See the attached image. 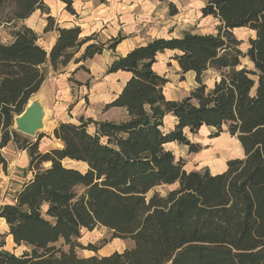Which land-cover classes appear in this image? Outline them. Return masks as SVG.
Segmentation results:
<instances>
[{
    "label": "trees",
    "instance_id": "trees-1",
    "mask_svg": "<svg viewBox=\"0 0 264 264\" xmlns=\"http://www.w3.org/2000/svg\"><path fill=\"white\" fill-rule=\"evenodd\" d=\"M62 1L74 14V1ZM37 9L48 10L44 0H0V27L11 26L13 33L10 42L0 38V175L8 168L4 149L12 141L27 151L33 172L0 207L15 244L9 249L0 241V264H264V0H207L201 12L219 20L216 32L158 36L115 55L106 73L129 77L106 107L125 109L127 118L61 121L52 134L62 146L46 152L40 150L44 133L36 139L21 134L16 116L51 68L115 50L124 37L105 43L97 35L82 36L81 26H58L47 51L35 30L19 24ZM53 26L49 16L45 31ZM240 27L255 32L246 51L234 32ZM166 51L174 52L181 73L196 74L197 85L182 99L167 97L169 80L155 69ZM209 68L221 72L211 87L204 81ZM166 117L174 126L168 130ZM205 127L214 136H237L244 156L229 159L220 173L188 171L168 145L200 151L186 130ZM69 159L86 163V169L65 165ZM161 184L177 186L150 194ZM101 225L113 238L135 244L80 256L83 230Z\"/></svg>",
    "mask_w": 264,
    "mask_h": 264
},
{
    "label": "rangeland",
    "instance_id": "rangeland-1",
    "mask_svg": "<svg viewBox=\"0 0 264 264\" xmlns=\"http://www.w3.org/2000/svg\"><path fill=\"white\" fill-rule=\"evenodd\" d=\"M105 1L107 0H97L100 3ZM44 2L47 7H52L56 6L58 1L44 0ZM206 2L207 0H142L141 6L139 5L140 10L144 9L148 11L150 16H153L152 20L148 19L153 25L148 32L144 33V36H137L132 39L136 40V43H141L158 36H181L187 31L196 33L216 32L219 20L212 16H204L201 12V8ZM172 3H174L176 10L172 7ZM136 12L138 14V11ZM234 32L238 39L242 41L241 48L246 51L250 42L249 39L254 37L255 32L249 27L236 28ZM94 35H97V38L100 37L98 33ZM0 38L2 42H10L13 39L12 27L1 26ZM111 38L101 36L98 39L106 40L105 43H108ZM173 53V51L161 53L158 56L159 60L155 69L168 78L169 82L164 89L167 97L174 100L188 96L197 85V81L194 72L181 73L177 60L172 58ZM106 58L107 55L105 54L97 55L96 58L85 63L86 68H76L75 71H73V66H69V68L67 66L68 69L63 70L62 68L58 71L51 68L47 83L30 100L32 101L45 93L48 95V97L46 96L45 126L38 131L37 135L29 136L36 139L39 133H44L41 137V151L46 152L54 147L62 146L61 141L55 139L52 134L53 125L60 119L72 118V122H78L80 117L85 119L91 117L97 121H121L127 118L125 109L115 106L112 108L106 107V104L112 102L120 93L125 81L124 77L118 73L112 75L106 73L108 65L111 63ZM242 62L244 65L251 66L247 58H243ZM220 76L221 72L219 70L209 68L205 71L204 81L208 87H211L216 80H219ZM165 120V129L168 130L174 127L173 120L170 117H166ZM90 130H94L93 124L90 126ZM214 131L210 127L202 128L197 133L186 130L189 138L200 144V151H191L188 146L178 142L171 143L168 147L176 153L178 158L183 159L188 171L209 168L213 173H220L226 169V163L229 159L243 157L244 149L237 136H232L227 131H222L220 136H214ZM4 155L8 160V168L0 175V207L11 202L24 181L33 175V172L28 168L30 156L26 150L19 149L14 141L5 147ZM64 164L74 166L82 171L87 167L81 162L70 159L64 160ZM176 186L177 184H161V186L152 190L150 194L154 191L166 194L168 191L175 189ZM2 240L5 241V247L14 248L13 239L8 235V226L0 217V241ZM78 242L82 246L77 247V252L83 257L94 254L107 255L117 250L123 251L126 248H132L135 244L130 239L113 238L112 232L102 225L96 226L93 230H83L82 237L78 239ZM61 243L62 241H59L57 244ZM92 245L99 247V250L94 251Z\"/></svg>",
    "mask_w": 264,
    "mask_h": 264
},
{
    "label": "crops",
    "instance_id": "crops-1",
    "mask_svg": "<svg viewBox=\"0 0 264 264\" xmlns=\"http://www.w3.org/2000/svg\"><path fill=\"white\" fill-rule=\"evenodd\" d=\"M57 1V5H50L52 7L48 6L47 11L37 9L28 18L19 21V24L26 25L38 33V42L47 51H50V49L52 48L51 46L54 44L59 35V32H57L56 29V27L58 26H81V29L83 31L82 36H90L94 35L95 33H98L100 34V37L105 36L107 38H111L121 34L124 39L117 44L118 46L115 50L106 49L102 54H97L107 55L106 60L110 62L115 55H124L132 48L150 41L146 40L142 41L141 43H136V40L132 39L133 37H141L142 35L144 36V33L148 32L149 28L153 25L152 22L148 21V19L152 20L153 16H150L148 14V11H145L144 9L140 10L142 0H107L103 3L97 2V0H73V7L75 9L74 14H72L66 9L65 1ZM136 11H138V14H136ZM49 16L54 18V26L49 29V31H45V28L48 25ZM105 41L106 40H103L102 42ZM96 56L94 58H96ZM93 59L81 61L80 63L71 61L69 64L66 65V67L63 68V70L68 69L69 66H73V71H75L76 68L81 66V64H85L86 62ZM115 73H118L124 77L125 84L127 78L129 77L128 73ZM48 79L49 78H47V80L43 83L42 87L36 92V95L44 87ZM46 96L48 97L46 93L38 96V98H41L44 108H46ZM71 119L72 118H69L67 120H58L53 125L52 130H54V128L59 124V122H67L71 121ZM83 164L86 165V163Z\"/></svg>",
    "mask_w": 264,
    "mask_h": 264
},
{
    "label": "water",
    "instance_id": "water-1",
    "mask_svg": "<svg viewBox=\"0 0 264 264\" xmlns=\"http://www.w3.org/2000/svg\"><path fill=\"white\" fill-rule=\"evenodd\" d=\"M24 109L15 118V129L28 136H35L45 126L46 108H44L41 98L36 97V99L29 101Z\"/></svg>",
    "mask_w": 264,
    "mask_h": 264
}]
</instances>
